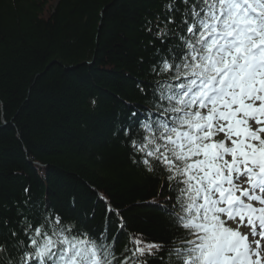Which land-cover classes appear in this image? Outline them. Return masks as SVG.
<instances>
[{
    "label": "snow or ice",
    "instance_id": "snow-or-ice-1",
    "mask_svg": "<svg viewBox=\"0 0 264 264\" xmlns=\"http://www.w3.org/2000/svg\"><path fill=\"white\" fill-rule=\"evenodd\" d=\"M142 29L147 73L168 82H138L149 104L129 109L113 135L163 178L153 203L171 235L128 231L102 194L95 231L26 199L16 219L0 215V264H264V0H168Z\"/></svg>",
    "mask_w": 264,
    "mask_h": 264
},
{
    "label": "trees",
    "instance_id": "trees-1",
    "mask_svg": "<svg viewBox=\"0 0 264 264\" xmlns=\"http://www.w3.org/2000/svg\"><path fill=\"white\" fill-rule=\"evenodd\" d=\"M167 2L0 0V215L16 219L28 199L95 231L105 223L102 194L122 209L128 231L171 235L153 203L163 199V178L134 165L122 132L113 135L129 109L149 104L138 82H168L147 73L142 29Z\"/></svg>",
    "mask_w": 264,
    "mask_h": 264
}]
</instances>
